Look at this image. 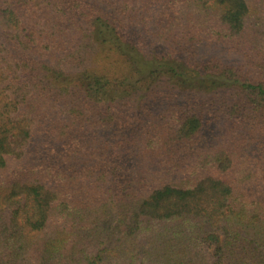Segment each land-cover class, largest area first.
I'll use <instances>...</instances> for the list:
<instances>
[{"label":"trees","instance_id":"16d2710c","mask_svg":"<svg viewBox=\"0 0 264 264\" xmlns=\"http://www.w3.org/2000/svg\"><path fill=\"white\" fill-rule=\"evenodd\" d=\"M0 264H264V0H0Z\"/></svg>","mask_w":264,"mask_h":264}]
</instances>
